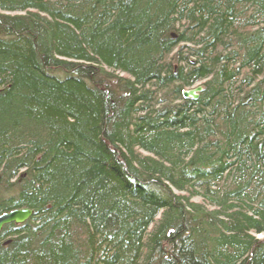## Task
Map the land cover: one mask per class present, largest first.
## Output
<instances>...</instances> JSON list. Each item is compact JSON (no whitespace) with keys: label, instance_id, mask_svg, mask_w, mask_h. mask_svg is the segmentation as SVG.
Returning a JSON list of instances; mask_svg holds the SVG:
<instances>
[{"label":"trees","instance_id":"16d2710c","mask_svg":"<svg viewBox=\"0 0 264 264\" xmlns=\"http://www.w3.org/2000/svg\"><path fill=\"white\" fill-rule=\"evenodd\" d=\"M22 208L0 264H264V0H0Z\"/></svg>","mask_w":264,"mask_h":264},{"label":"water","instance_id":"95a60500","mask_svg":"<svg viewBox=\"0 0 264 264\" xmlns=\"http://www.w3.org/2000/svg\"><path fill=\"white\" fill-rule=\"evenodd\" d=\"M203 91V87H197L184 91V97L197 100ZM34 210L30 208H22L0 214V234L3 229L11 224L21 225L29 221L34 216Z\"/></svg>","mask_w":264,"mask_h":264},{"label":"bare ground","instance_id":"6f19581e","mask_svg":"<svg viewBox=\"0 0 264 264\" xmlns=\"http://www.w3.org/2000/svg\"><path fill=\"white\" fill-rule=\"evenodd\" d=\"M197 87H203V85L201 84V83H197V84H195L192 88H189V89H186V90H191V89H194V88H197ZM186 90H184V91H186ZM203 90H204V87H203ZM184 91H183V98L184 99H189V100H193V99H190V98H185L184 97ZM203 92V91H202ZM200 98V97H199ZM198 100V99H197ZM193 101H196V100H193ZM26 223V222H25ZM22 225V224H21Z\"/></svg>","mask_w":264,"mask_h":264},{"label":"rangeland","instance_id":"374dc122","mask_svg":"<svg viewBox=\"0 0 264 264\" xmlns=\"http://www.w3.org/2000/svg\"><path fill=\"white\" fill-rule=\"evenodd\" d=\"M258 237L264 238V234H260V235H258Z\"/></svg>","mask_w":264,"mask_h":264}]
</instances>
